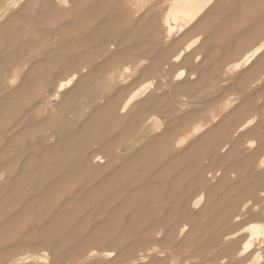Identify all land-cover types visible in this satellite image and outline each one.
<instances>
[{
  "label": "rangeland",
  "instance_id": "1",
  "mask_svg": "<svg viewBox=\"0 0 264 264\" xmlns=\"http://www.w3.org/2000/svg\"><path fill=\"white\" fill-rule=\"evenodd\" d=\"M9 1L0 0V264H264V236L243 253L252 222L264 223V77L223 83L211 72L234 35L264 40V0H214L171 37L173 0ZM171 42L174 53L208 48L196 53L208 55L209 123L181 142L176 129L159 137L155 118L145 129L155 109L139 107L148 90L169 87L145 69L167 63Z\"/></svg>",
  "mask_w": 264,
  "mask_h": 264
},
{
  "label": "crops",
  "instance_id": "2",
  "mask_svg": "<svg viewBox=\"0 0 264 264\" xmlns=\"http://www.w3.org/2000/svg\"><path fill=\"white\" fill-rule=\"evenodd\" d=\"M198 27L193 26V29L196 30ZM246 32L247 31H244L243 34L241 33L243 36L241 35L240 37L234 35L232 39L223 46V48H217L221 51V53L219 52L215 56L217 70L211 71L213 75L217 76V81L223 83L227 80L256 82L259 81L261 77H264V50L250 63L242 65L239 68L237 66L236 68V65L242 61L243 57L259 44L256 37L257 32L255 33L253 40H250L245 36ZM177 45V42L169 43L170 48L168 49L171 50V53L169 54L170 58L166 59V64H162V59L165 58L159 57L158 59H154L156 63L153 67L145 69L146 73H154L160 86L162 80H166L169 83V87L162 91L161 89L163 88L160 87V90L155 91L153 94L150 93L152 91L151 89L148 90L141 100H139V107L141 105L147 107L148 105L149 111L155 109L154 113L144 115L145 129L150 131V128L153 127L151 123L153 122L152 119L155 118L154 123H161L160 131H158L159 137L165 138L170 135V132L173 131V129H176L177 133L175 134V137L177 141L181 142V140H189V137L193 136V132L200 127V124H203L204 126L205 123H209L210 97L208 82L210 78L208 75L210 74V70L207 65L203 63L205 60H208L205 57H208V55L205 53L203 54V57H200L202 53L201 51L207 50V47L202 46L196 48L195 46H192L193 44L191 42H187L185 43L186 47L184 46L181 48L180 52H172L178 49ZM185 48L186 51L184 50ZM213 48L215 47H212L211 45L210 49ZM198 51L201 53H196ZM233 66L235 67V70L233 77L231 78V75L227 76V73L228 68ZM156 79L154 78L152 80L155 81ZM150 80L151 79L147 81L151 82ZM195 98H200L201 101L193 103ZM195 115H199L200 119L196 120ZM254 118L255 117L253 116L248 120L251 121ZM243 126L245 127L244 124L240 127ZM186 144H188V142L184 143L183 148ZM184 151L185 148L181 153H176V155L182 156L185 154Z\"/></svg>",
  "mask_w": 264,
  "mask_h": 264
},
{
  "label": "bare ground",
  "instance_id": "3",
  "mask_svg": "<svg viewBox=\"0 0 264 264\" xmlns=\"http://www.w3.org/2000/svg\"><path fill=\"white\" fill-rule=\"evenodd\" d=\"M9 1V0H8ZM214 0H173L171 2V4L168 7V11L166 13V16L164 18V23L167 26V36L171 37L175 31H183L186 29V27H188L204 10H206V8L213 2ZM10 2V1H9ZM60 2L67 8L70 6L71 0H60ZM7 4V2H6ZM18 4V3H17ZM30 4V3H29ZM9 5V4H7ZM12 5V4H10ZM28 6V5H27ZM27 6H25V8H28ZM18 7V6H17ZM5 8V7H4ZM3 8V9H4ZM1 9V8H0ZM24 9V7H23ZM2 11V10H1ZM11 11V9H10ZM9 12V11H8ZM7 12V13H8ZM23 12L26 13L25 10L19 11L18 10V14L12 15V18L9 19L8 23L12 24L18 21L19 15L22 14ZM12 13V12H11ZM5 14V13H4ZM3 14V16H4ZM29 14V13H28ZM27 14V15H28ZM10 15V14H9ZM26 15V16H27ZM9 18V17H8ZM5 21V22H7ZM4 24V23H3ZM9 24H6V26ZM5 24L3 25L4 28ZM5 26V27H6ZM10 26V25H9ZM8 28V27H7ZM121 45V44H120ZM123 45V44H122ZM264 50V40L259 43L253 50H251L250 52H248L242 59V61L240 63H238L236 65V68L238 66V68L242 65H246L248 63H250L253 59H255L262 51ZM183 52V51H181ZM182 54V53H181ZM180 54V55H181ZM180 58V57H179ZM24 68V67H23ZM124 69V68H123ZM78 78V73L76 71L72 72L69 75L68 80H63V79H59L57 82V90L56 92L58 94H61V92L65 91L67 88L71 87L73 85V83H75V80ZM113 81V80H112ZM23 86V85H22ZM21 87V86H19ZM147 89V88H146ZM141 90H138L137 92H135L134 94H132L123 104L122 106V111H126L130 105L132 104V101L135 100V98H137V96L139 95ZM18 93V92H17ZM14 98V97H13ZM16 102V100H15ZM3 105V104H1ZM0 105V106H1ZM6 106V105H5ZM0 108H3L2 106ZM1 110V109H0ZM226 115V114H225ZM255 119H253L254 121ZM248 123V122H247ZM14 128V127H13ZM15 133V132H14ZM11 135V134H10ZM9 137V135H7ZM18 136V135H17ZM16 136V137H17ZM14 137V136H13ZM10 141V140H9ZM9 143V142H7ZM7 145V144H6ZM7 147V146H5ZM8 148V147H7ZM3 152H5L2 149ZM1 151V152H2ZM98 156V157H97ZM95 157H97L95 159L96 162L100 163L102 157L99 155H96ZM197 201V200H195ZM195 203V202H194ZM258 211V210H257ZM237 216V215H236ZM238 218V217H237ZM242 218V217H241ZM240 219V218H239ZM250 225V224H249ZM249 227V226H248ZM251 230H252V235L251 238L246 240L244 243V248H243V253H248L251 251V249L253 248V239H255L256 237H261L264 236V223L259 222V223H253L250 225ZM186 230V225H184L182 227V232ZM248 230V229H247ZM262 240V239H261ZM264 245V244H262ZM261 248V247H260ZM258 252V251H257ZM109 254V253H108ZM257 256V255H256ZM259 256V254H258ZM146 257V256H145ZM261 257V256H259ZM258 259V258H256ZM263 259V258H262ZM258 261H260V259H258Z\"/></svg>",
  "mask_w": 264,
  "mask_h": 264
}]
</instances>
